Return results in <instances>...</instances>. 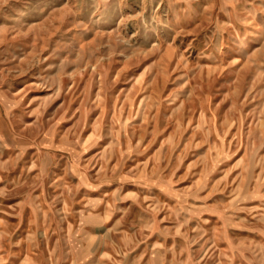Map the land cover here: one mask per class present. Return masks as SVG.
I'll use <instances>...</instances> for the list:
<instances>
[{
	"label": "rangeland",
	"instance_id": "1",
	"mask_svg": "<svg viewBox=\"0 0 264 264\" xmlns=\"http://www.w3.org/2000/svg\"><path fill=\"white\" fill-rule=\"evenodd\" d=\"M0 264H264V0H0Z\"/></svg>",
	"mask_w": 264,
	"mask_h": 264
}]
</instances>
